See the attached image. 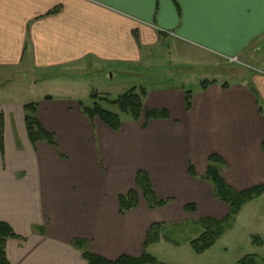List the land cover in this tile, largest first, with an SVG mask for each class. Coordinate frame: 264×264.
I'll use <instances>...</instances> for the list:
<instances>
[{
  "label": "crops",
  "instance_id": "obj_1",
  "mask_svg": "<svg viewBox=\"0 0 264 264\" xmlns=\"http://www.w3.org/2000/svg\"><path fill=\"white\" fill-rule=\"evenodd\" d=\"M171 48L182 67L164 64ZM229 58L244 72L231 69L235 79L221 81L216 72ZM109 74L144 90V111L167 117L145 123L116 111L117 131L88 119L90 80ZM14 77L27 78L21 92L36 98L3 99ZM204 81L211 84L202 89ZM30 103L56 147L29 143ZM0 124V222L18 236L5 244L9 264H87L84 251L109 261L145 251L164 264L190 249L201 219L228 214L203 179L210 155L223 161L233 190L264 186V0H0ZM138 171L167 203L149 209L140 197L120 214L118 197L134 188ZM190 204L195 210L185 211ZM154 224L194 232L177 246L161 239L144 249Z\"/></svg>",
  "mask_w": 264,
  "mask_h": 264
},
{
  "label": "trees",
  "instance_id": "obj_2",
  "mask_svg": "<svg viewBox=\"0 0 264 264\" xmlns=\"http://www.w3.org/2000/svg\"><path fill=\"white\" fill-rule=\"evenodd\" d=\"M57 8L52 10L50 14L56 13ZM208 83L206 81L201 83V88L204 89ZM226 84H223L225 86ZM145 92L142 88L136 90L130 89L123 95L110 98L105 95L98 96L97 93L92 92L90 98L94 100L90 108L82 107V113L88 118L99 119L103 124L109 127L112 131H117L120 127L119 115L104 109L100 103H106L117 108L118 112L127 118L138 121L141 116H144L145 123L151 119L166 118L164 111H144L142 105V98ZM185 108L189 110L191 94L189 91L184 93ZM24 112V126L29 143L34 146L38 142H44L50 146L56 147V140L53 134L46 132L36 118V105L33 103L27 104L23 107ZM2 144V126L0 124V148ZM262 152L264 153V143L262 144ZM223 161L215 154L208 157V164L203 179L209 181L212 185L213 195L220 202L224 203L228 207L227 216L220 220H213L209 218H203L200 220V226L202 232L194 239L190 240L188 246L195 255H201L214 245L216 240L222 235V224L224 221L231 220L232 217L237 215L242 206L255 199L264 193V186H257L247 190L237 192L230 188L224 182L219 166ZM189 175L194 176V172L189 168ZM142 197L149 209H156L164 206L167 202L159 200L155 197L148 175L144 171H138L134 180V188L130 189L126 194L118 197L119 213L123 214L138 204L139 198ZM184 210L187 212H193L195 210L194 205H186ZM18 238L13 232L11 227L0 222V264H9L5 252V244L8 239ZM161 239L177 246L178 243L170 241L168 238L161 235L160 225H151L147 231L143 248L154 244ZM74 246L78 249L83 248L84 242L80 240L74 241ZM82 258L87 264H162L159 263L151 255L145 251L139 257L121 256L114 261H109L89 252H82ZM237 264H257L256 259L243 258L237 262Z\"/></svg>",
  "mask_w": 264,
  "mask_h": 264
},
{
  "label": "rangeland",
  "instance_id": "obj_3",
  "mask_svg": "<svg viewBox=\"0 0 264 264\" xmlns=\"http://www.w3.org/2000/svg\"><path fill=\"white\" fill-rule=\"evenodd\" d=\"M172 50V48L169 49V51L166 50L167 54L164 56V64L180 65L179 56L176 55L177 57H175ZM218 69L216 73L218 79L221 81H231L233 78L235 79V76L232 77V75H230L231 69H235L234 71L237 73L244 72L243 67L239 64L230 62L229 64L219 66ZM177 73H180V71H177ZM202 75H205V73ZM202 75H199V77ZM179 76L181 75H178L173 81L166 80L163 85H173L176 83ZM26 81H28L27 78ZM26 81L24 80L20 83L14 77L13 82L10 84L11 89L3 93V99L7 100L13 98L15 101L31 102L32 100L30 99H34L36 96L30 98L21 92L22 89L25 88V84H28ZM90 83H94L93 87L95 90L92 92H97L99 97L105 95L110 98L123 95L125 92L129 91L133 85L131 81L126 78L110 81L109 75L108 79H103L101 82L98 79L92 78ZM82 86L83 85L79 83V87L82 88ZM185 87L191 92L197 89V86H193V84ZM17 96L21 97L18 98ZM100 104L102 105L103 102ZM103 107L114 113L118 111L117 108L112 105H103ZM222 229V235L205 254L195 255L190 249H184L183 251L179 249L173 257H171L172 255H168L167 257H162L161 260L166 262L164 264H237V262L243 258H253L256 259L257 264H264V193L252 201L245 203L237 215L232 217L231 220L224 221ZM193 232V227H190V224H186L183 225L182 228L170 227L163 229L161 235L172 242L181 244L188 239L186 237L189 233H191L192 237ZM167 248L173 250L172 247Z\"/></svg>",
  "mask_w": 264,
  "mask_h": 264
},
{
  "label": "water",
  "instance_id": "obj_4",
  "mask_svg": "<svg viewBox=\"0 0 264 264\" xmlns=\"http://www.w3.org/2000/svg\"><path fill=\"white\" fill-rule=\"evenodd\" d=\"M111 76H112V75H111V74H109V78H111Z\"/></svg>",
  "mask_w": 264,
  "mask_h": 264
},
{
  "label": "built area",
  "instance_id": "obj_5",
  "mask_svg": "<svg viewBox=\"0 0 264 264\" xmlns=\"http://www.w3.org/2000/svg\"><path fill=\"white\" fill-rule=\"evenodd\" d=\"M231 61H234V59H230Z\"/></svg>",
  "mask_w": 264,
  "mask_h": 264
}]
</instances>
